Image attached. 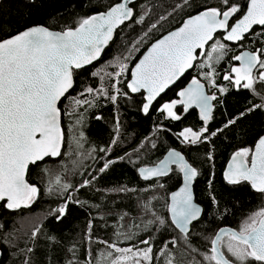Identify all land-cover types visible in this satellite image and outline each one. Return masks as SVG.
I'll use <instances>...</instances> for the list:
<instances>
[{
  "label": "snow or ice",
  "instance_id": "snow-or-ice-1",
  "mask_svg": "<svg viewBox=\"0 0 264 264\" xmlns=\"http://www.w3.org/2000/svg\"><path fill=\"white\" fill-rule=\"evenodd\" d=\"M24 10L0 22V210L30 228L20 248L0 224V243L21 264H264V0ZM122 105L144 132L128 131Z\"/></svg>",
  "mask_w": 264,
  "mask_h": 264
},
{
  "label": "trees",
  "instance_id": "trees-1",
  "mask_svg": "<svg viewBox=\"0 0 264 264\" xmlns=\"http://www.w3.org/2000/svg\"><path fill=\"white\" fill-rule=\"evenodd\" d=\"M63 2V0H62ZM151 2V0H149ZM24 3L25 0H2L0 3V22H7V21H14L21 13H23L25 16L27 13L24 10ZM87 10V9H85ZM111 105L108 106L110 108ZM103 114L105 116H109L110 113L108 112V109H103ZM196 119V115L193 114L191 117H189V121H194ZM121 120L127 121V127L128 131L132 132L135 131L136 133H142L146 130V128L149 126L144 119L141 118L140 114L128 111L126 108L121 106ZM92 125L93 131H99L100 128L103 126V121H90ZM260 127V118L254 117L252 120L247 122V129L248 132L251 133L255 130H257ZM237 141L233 140L231 143H235ZM231 143L229 142H221L218 143L217 146V159H216V172H217V178L219 179L220 171L221 169L226 165L227 159L232 151ZM127 176L129 180L134 179L130 173H122L120 171H117L115 174L112 175V180H123L124 177ZM205 185L203 183H200L196 188V193L198 196H200L203 199V189ZM219 187V186H218ZM225 195L227 196L228 193L225 192ZM206 203V200H204ZM47 207L46 201L41 202L38 201L36 204H33L32 209L30 210H23L20 215L21 216H27V215H35L42 211V209ZM85 217L84 215H79L72 223L68 224L66 227L69 230L76 231L83 227ZM0 224L5 225L6 229L11 230L12 228L19 229L20 231L17 233L21 237V239L18 241V245L20 248H23L25 246V243L28 240V236L25 235V233L28 232V230L21 231L20 226L24 225L19 222V218L15 217L14 215H6L2 210H0ZM25 226V225H24ZM24 233V234H23ZM45 241L40 240L39 244L44 245ZM17 250L14 248H10L8 246H5L3 243H0V264H21V260L23 259L22 254L13 255V252H16ZM46 251L45 248L40 247L37 249V257L36 259L39 260L42 258L43 253Z\"/></svg>",
  "mask_w": 264,
  "mask_h": 264
},
{
  "label": "rangeland",
  "instance_id": "rangeland-1",
  "mask_svg": "<svg viewBox=\"0 0 264 264\" xmlns=\"http://www.w3.org/2000/svg\"><path fill=\"white\" fill-rule=\"evenodd\" d=\"M23 224H24L25 226H24V225L20 226L21 231H24V229H25V231H26V230L29 231V228H30L29 223H28V222H24ZM23 234H24V233H23Z\"/></svg>",
  "mask_w": 264,
  "mask_h": 264
},
{
  "label": "water",
  "instance_id": "water-1",
  "mask_svg": "<svg viewBox=\"0 0 264 264\" xmlns=\"http://www.w3.org/2000/svg\"><path fill=\"white\" fill-rule=\"evenodd\" d=\"M2 0H0V3H1ZM0 257H1V252H0Z\"/></svg>",
  "mask_w": 264,
  "mask_h": 264
}]
</instances>
